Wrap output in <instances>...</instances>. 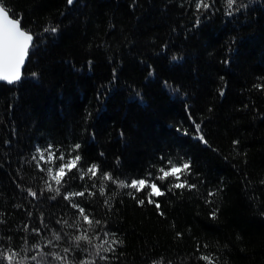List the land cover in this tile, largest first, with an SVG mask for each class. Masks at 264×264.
I'll use <instances>...</instances> for the list:
<instances>
[{
  "label": "trees",
  "instance_id": "trees-1",
  "mask_svg": "<svg viewBox=\"0 0 264 264\" xmlns=\"http://www.w3.org/2000/svg\"><path fill=\"white\" fill-rule=\"evenodd\" d=\"M205 2L3 0L34 42L0 82V264H264V0ZM50 152L81 156L61 185ZM168 161L194 187L154 203L102 179Z\"/></svg>",
  "mask_w": 264,
  "mask_h": 264
},
{
  "label": "snow or ice",
  "instance_id": "snow-or-ice-1",
  "mask_svg": "<svg viewBox=\"0 0 264 264\" xmlns=\"http://www.w3.org/2000/svg\"><path fill=\"white\" fill-rule=\"evenodd\" d=\"M73 0H68V3L71 4ZM235 3V0H227L228 7L231 8ZM197 10L201 7L207 9L209 5L205 2V0H197L196 4ZM14 15V14H11ZM45 31H56V28L53 27L51 29H45ZM33 35L28 31L21 27V18H10V10L6 9L3 5V0H0V81H6L8 83H14L21 78V66L24 64L25 58L28 56L29 48L32 45ZM223 94V93H221ZM197 129H199V125H197ZM203 140V136L200 137ZM80 148L79 144L74 146L73 151H77ZM39 151V149H38ZM40 158L44 159V153L40 152ZM49 160H59L63 163H60L56 170L55 174L52 169H48L49 174L51 175V179L55 181L57 185H61L65 176L68 173L72 172L73 169L79 168V162L81 160V156L79 154L73 156L71 159L65 161V157L63 154L56 156L55 153H51L49 155ZM170 167L167 169L160 168L159 172L161 175L156 176L153 180L148 179H132L130 183L125 182L123 180L115 179L110 173H103L102 179L112 181L113 183H118V186L121 188H133L137 192L143 191L145 188H150V191L147 193L149 199V203H154L151 199L153 196L163 195V192L160 191V187L157 185L155 181H164L169 177L174 179V183L171 184L172 188H184L185 186L194 187V185H187L186 181H181V174H186L190 168V164L188 162L183 163L182 165H178L172 163V161H168ZM101 172V169L98 165L93 164L89 168H87L86 172L81 175V179L84 178L85 175L91 174V177H96L98 173ZM151 175V174H149ZM50 191H55L59 194L60 189L57 187L56 189H52L51 185L48 186ZM170 190V189H169ZM101 194L104 192V188H100ZM31 195L35 196L36 193H31ZM85 192H73L65 195V199H71L74 196H84ZM138 203L143 204L144 200L138 201ZM74 208H77L83 220L91 227L93 223L99 224L100 221H93L89 218V216L85 213V209L80 207L78 204L72 205ZM156 207L159 208L160 205L156 204ZM215 215V213H213ZM56 239L59 240L60 236L57 235ZM74 239L79 241H86L87 243H91L90 237L85 233L79 236L74 237ZM77 246L79 244L77 243ZM99 248V246H97ZM107 251L108 249H104ZM68 251V249H65ZM18 255L17 253H13L12 255L7 256L6 258L9 262ZM55 259H63L59 255L53 254ZM202 259L208 261V264H212L211 258L204 256ZM33 260L36 259L35 256L32 257Z\"/></svg>",
  "mask_w": 264,
  "mask_h": 264
},
{
  "label": "water",
  "instance_id": "water-1",
  "mask_svg": "<svg viewBox=\"0 0 264 264\" xmlns=\"http://www.w3.org/2000/svg\"><path fill=\"white\" fill-rule=\"evenodd\" d=\"M73 2H74V0H73ZM73 2H72V3H73ZM10 18H12V17L10 16ZM13 19H14V18H13ZM21 27H22V26H21ZM33 42H34V40L32 41V45H33ZM32 45H31V46H32ZM31 46H30V47H31ZM29 49H30V48H29ZM28 60H29V52H28V56L25 58L24 64L21 66V69H20V72H21V78L23 77L24 69H25V67H26V64H27ZM21 78H20V79H21ZM20 79H19V80H20ZM19 80H18V81H19ZM0 82L8 83V82H6V81H0Z\"/></svg>",
  "mask_w": 264,
  "mask_h": 264
}]
</instances>
